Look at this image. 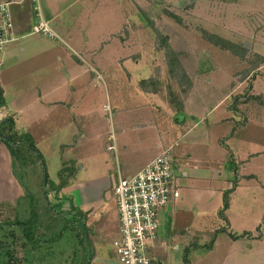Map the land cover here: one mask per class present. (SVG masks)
Segmentation results:
<instances>
[{
  "label": "rangeland",
  "instance_id": "1",
  "mask_svg": "<svg viewBox=\"0 0 264 264\" xmlns=\"http://www.w3.org/2000/svg\"><path fill=\"white\" fill-rule=\"evenodd\" d=\"M44 2L50 8L64 11L61 18L65 21L70 19L69 14L78 22L85 20L79 37L86 45L82 57L94 62L103 60L106 90L100 81L99 87L80 99L81 110L89 108L94 112L89 118L75 116L73 121L72 115L63 109V121L47 127L29 119L40 108L34 105L31 95L34 90L30 86L36 81L21 82L28 86L26 94H14V81L9 82L8 107L15 113L19 110L14 114L19 130L16 131L33 133L45 168L30 150H25L26 165L22 166L21 159L11 154L9 162L6 161L0 149V183L9 182L2 177L6 166L22 196L15 205L4 202L0 207V247L5 246L2 251L11 252L13 264H79L81 251L75 248L71 234H64L50 246L35 249L26 243L20 227L12 224L16 216L25 219L35 210L41 224L36 235L45 239L60 229L62 221L55 220L42 191L58 183L60 170L67 167L73 168L67 186L73 192L72 197L87 199L95 209V213L87 212L86 220L92 252L101 255L108 250L113 254L111 243L118 234L117 210L106 180L108 177L110 183L117 167L123 176L133 173L144 159L143 150L152 147L156 133L144 135L142 130L139 133L132 130L138 123H145L143 130H147L146 123L152 122L161 136L170 133L181 142H202V148L195 150L201 159L191 162L187 169L190 176L182 179L185 187L224 189L227 203L232 200L229 217L233 225L241 221L249 223L258 217L259 223L264 221V105L252 99V96L264 99V0H185L182 6L181 0H39L46 18ZM53 28L56 30L55 24ZM202 30L235 48L225 50L210 44L203 39ZM59 37L62 42L43 40L54 44L66 67L70 62L66 45L70 47V43ZM165 44L180 64L174 75L168 72ZM70 59L74 61L73 57ZM27 68L21 67L19 75L33 69ZM1 77L7 80L4 73ZM141 79L151 80L146 86L148 93L138 86ZM67 98L64 96V100ZM170 102L181 104L180 110L170 106ZM31 104L33 109L29 108ZM231 104H235L236 110ZM34 115L40 116L39 111ZM121 129L125 134L118 135ZM124 139L131 143L127 150L122 145ZM111 141L114 150L106 149ZM178 149L176 146L175 150ZM251 175L258 179L247 177ZM68 191L65 188L58 197L49 192L46 198L65 211L68 201L71 202L66 198L70 197ZM176 209L173 221L166 215L168 207L163 210L165 216L160 219L152 258L158 264H184L185 258L196 260L195 264H212L214 259L216 264L215 254L206 255V245L215 229L227 230V221L218 213ZM191 221L197 225L196 232L184 229ZM248 240V237L240 240L242 253L248 254ZM2 251L0 248V260ZM246 257L240 256V260L246 264L264 263V257L262 262L250 255Z\"/></svg>",
  "mask_w": 264,
  "mask_h": 264
},
{
  "label": "crops",
  "instance_id": "2",
  "mask_svg": "<svg viewBox=\"0 0 264 264\" xmlns=\"http://www.w3.org/2000/svg\"><path fill=\"white\" fill-rule=\"evenodd\" d=\"M13 1L14 3L10 6V12L13 21L14 33L17 39L14 42L8 44L3 53L0 54V88L2 90L3 98L5 100V106L0 109V120L7 116H11L14 120L15 130L19 131L17 129V118H15L14 116V114L19 113V110L15 113L14 111L12 112L11 107H8L9 103H7L6 101L7 88L11 87L9 82L14 81V86L12 89L15 90L14 94H21L22 92H24L22 94H26L28 90L25 89V86L27 88L28 86L23 85L21 82H30L32 80H35L36 82L32 83L30 86L32 90H34L31 95L34 96V105H39L40 107L29 117V119H32L33 123H45L47 127H50V124L53 126L54 123L58 121L61 123L64 118L62 112L63 109L68 115H72L71 117L73 121L76 120L75 116H77L78 118H89L90 114H93L94 112L92 109L89 108H86L84 111L81 110L79 106L80 99L82 98V96H85L87 92L90 93V91H94V89L99 87L100 81H103V78L106 76V74L104 73V63L102 59H96L94 62L93 59H85L82 57L86 54V45L79 41V37L84 27V24H86L85 20L83 21V23L82 21L78 22V20L74 18V15L69 14L70 19L68 21H65V19L61 18L63 17L62 14L64 13V11H58L54 9V7L50 8L48 4L44 2L47 14L46 18L51 20L53 27L55 24V31L57 32V34L59 36H63L70 43V47L66 45L69 49L67 51L70 55L68 60L70 62H68L65 67L62 59L60 58V55L57 54V50L55 49V46L52 42H50V44H47L44 43V37L37 35H29V29L33 21L29 1ZM75 23L77 25H74ZM22 40L24 41L20 42ZM70 57H73L74 61H71ZM135 61H133L134 64L138 63V59ZM21 67H28L27 69H33L30 70L28 73H23V75H19L21 72L19 71V69ZM2 73L6 75L7 80L1 77ZM17 73L18 75H16ZM25 74L27 75V78L23 77L25 76ZM126 75H129V73L126 72ZM142 80L143 79L138 81V86H140V82ZM103 87L106 90V83H104ZM64 96L68 97L67 100H64ZM74 97L76 99H72ZM29 108L33 109L32 104L29 106ZM32 111L33 110H30L29 112L32 113ZM38 111L40 116L36 117V115L34 114ZM76 113H78V115ZM58 118H60V120ZM146 124H149L147 125L149 126L147 130H143L146 127L145 123L136 124V126L132 128V130L138 131V133L140 132V130H142L144 131V135H149L150 132L154 131L156 135L153 140L152 147H147L143 150L144 159L141 161V163L138 165L137 169L133 173L126 176H123L122 174L121 175L123 177L132 176L140 169H142L146 164H148L154 157L159 155L162 150L168 148L169 146H172L174 156L178 164V181L180 182V180H185L186 178H188V176H190L188 170L191 166V162H194L196 160L195 158H197L198 160L201 159L196 156L195 150L197 148H202L204 144H202V142H196L192 140H185V142H181L179 139H173L170 133L166 134L165 136H161V133L159 132L158 126L156 124L152 122H148ZM190 129H192V127L189 128L187 132H189ZM122 130L123 129L119 131L118 135L125 134ZM187 132L183 133L182 135H186ZM29 135L31 136L35 144L34 135L30 130ZM180 144L181 147L179 146ZM2 145L3 144H0V149H2L3 156L6 161L8 160L9 162V152L7 151L5 146ZM122 145L124 149H129L131 145L130 140L124 139V143ZM108 146L106 147V149H108ZM176 146L179 148L178 151L175 150ZM214 161H216V159H214ZM5 167L4 172L6 173H4V176L2 177L4 179L7 178L9 182L4 181L2 182V184L0 183V203L6 202L9 205H15L17 200H19V198H21L22 196L20 194V190L17 188V183L14 181V179H11V174H8L9 168L5 169ZM193 176H195V174H193ZM113 177L115 176L111 177L110 183L107 177V188L108 185H110L111 187ZM247 177H256L258 179L257 176L252 175ZM183 180L182 182H180L182 187L180 190L179 200L174 205V207H168V210L166 212V215L169 220L171 219V221H173V210L176 209V207L177 209L175 211H197L200 213L202 212L204 214H207L208 212L218 213V211L222 209L223 193L225 192L223 191L224 189L220 188L216 190L211 187L207 189L197 188L193 185H190L188 188H186ZM261 187L262 184H260V188ZM66 188L67 190L69 189V193H67L71 197L70 198L69 196H66V198L71 199V203L74 207H77L84 212H89V214L91 212L95 213V209H92L90 202H88L87 199H78V197L74 199L72 197L73 192L71 191L70 187ZM235 192L236 188L233 189L232 195ZM231 204L232 200H229L227 203V207L223 212V215L227 221V230L225 229L223 231L217 232L214 236H212L213 241L210 245V248H207L206 255L210 256L212 253L215 254L217 258L216 264H242L243 261L240 260V256L247 258L246 256L249 255L250 257L255 258V260L262 262L264 257V221L259 223L261 221V218L258 217V219L252 220L251 222L249 221V223L246 221H241L238 224L233 225V222L229 217V210ZM163 210L164 209H162L158 215V230L160 228V219L165 216V212ZM116 226L118 228L117 216ZM196 227L197 225H195V223L191 221L189 225L184 227V229L191 228L193 232H196ZM217 230L218 228L215 229V231ZM169 232L171 231L169 230ZM158 235L159 234L157 232L156 239L149 247V253L151 256L153 255L152 252L154 248L157 247L156 242L159 238ZM229 235L235 237L231 238ZM117 237L118 234L113 240H115ZM244 237L249 238V246H244L249 249V251H247L249 255L245 254L246 252L242 253L241 251L240 240L244 239ZM190 246L191 245H188V247ZM112 253L113 254L111 255L108 250L107 252L105 251L101 255H99L98 252H93L89 264H117L114 250L112 251ZM211 261L212 264L215 263L214 259H211ZM195 262L196 260L194 261L192 258H188V264H195ZM246 263L247 262L243 264Z\"/></svg>",
  "mask_w": 264,
  "mask_h": 264
},
{
  "label": "built area",
  "instance_id": "3",
  "mask_svg": "<svg viewBox=\"0 0 264 264\" xmlns=\"http://www.w3.org/2000/svg\"><path fill=\"white\" fill-rule=\"evenodd\" d=\"M28 1L33 16L29 35L62 42L51 20L42 15L39 0ZM13 3V0H0V54L17 39L10 12ZM111 142L108 150L115 149ZM177 171L172 146L130 177H123L117 167L111 182L118 221V237L112 241L117 264H158L149 247L157 236L159 212L174 207L179 200L182 185Z\"/></svg>",
  "mask_w": 264,
  "mask_h": 264
},
{
  "label": "trees",
  "instance_id": "4",
  "mask_svg": "<svg viewBox=\"0 0 264 264\" xmlns=\"http://www.w3.org/2000/svg\"><path fill=\"white\" fill-rule=\"evenodd\" d=\"M170 17L179 20L176 16L173 14L167 13ZM159 35V34H158ZM201 35L204 40L209 42L210 44L214 46H218L221 49L225 50H233V45L226 40L214 35V34H209L208 32L202 30ZM162 39V36H159V39ZM164 39V38H163ZM164 52L165 56L168 62V72L172 75H174L175 70L177 68H180V64L178 59L176 58L174 52L171 50L169 45H164ZM151 80H142L140 82V87L148 91L147 84ZM153 85V83H152ZM151 92H155V90H150ZM259 96H252V99L255 100V102L260 103V105H264V99H259ZM170 106H176L177 110H180L181 104L178 102H170ZM5 106V100L3 98V93L0 88V109ZM231 106L236 110L235 104H231ZM0 143L5 146L9 154L13 155L15 158L17 157L19 161H22V166L26 165V162L23 161V155L25 154V150H30L32 151L37 158L40 160L42 163L43 169L44 168V163H43V158L40 152L37 150V148L34 145V142L31 138V136L28 133H22L19 134L15 130V124L14 120L11 116H7L3 119L0 120ZM68 170V171H66ZM67 172L66 175L64 173ZM73 174V168L72 167H67V168H62L58 174V183L52 184L51 186H48L47 189H43L42 194L44 197V200L46 202L47 207L55 213L56 219H59L62 221V225L60 229L54 233L51 234L50 237L48 238H43L40 237L37 234V231L39 227H41V224L39 223V217L37 216V213L35 210H31L29 213V216L25 219H18L16 216L13 223L14 225L20 227L21 229V234L26 243L30 244L32 248H38V247H44V246H50L54 244L55 242L59 241L62 236L66 233L71 234V238L73 240L75 248H79L81 251V258L79 261V264H89V261L93 255L92 252V243L89 239L88 236V229L86 225V220H87V212H84L80 210L77 207H74L73 204L68 201V208L67 210H61L60 205L57 204L51 205L50 202L47 200V195L49 192H53L55 196H59V193L68 186L69 184V178ZM236 183V181L234 182ZM233 190V189H232ZM228 192V191H227ZM21 200V198H19ZM18 201V200H17ZM0 207H2V204L0 203ZM227 207V200H226V192L223 193V207L221 210L218 211L219 217H221L222 220L226 221L223 212L225 211ZM225 230L224 228L218 229L217 231L214 232L213 236L215 233L220 232ZM246 235V233H245ZM231 238H234L235 236L229 235ZM237 237V236H236ZM211 241H213L211 239ZM209 245H206V248H210L211 242ZM5 247V246H3ZM3 247L1 248V251L3 250ZM7 248V247H6ZM2 256L1 260L4 261L6 259L5 264H13L14 258L11 255V252H9L7 249L5 251H2ZM0 260V264H4ZM188 264L187 259L185 258V263Z\"/></svg>",
  "mask_w": 264,
  "mask_h": 264
},
{
  "label": "water",
  "instance_id": "5",
  "mask_svg": "<svg viewBox=\"0 0 264 264\" xmlns=\"http://www.w3.org/2000/svg\"><path fill=\"white\" fill-rule=\"evenodd\" d=\"M184 2H185V0H181L180 6H182ZM44 183H45V178H44Z\"/></svg>",
  "mask_w": 264,
  "mask_h": 264
}]
</instances>
